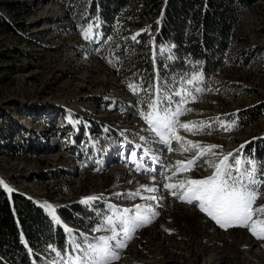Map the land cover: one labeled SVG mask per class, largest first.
I'll use <instances>...</instances> for the list:
<instances>
[{
  "label": "rangeland",
  "instance_id": "374dc122",
  "mask_svg": "<svg viewBox=\"0 0 264 264\" xmlns=\"http://www.w3.org/2000/svg\"><path fill=\"white\" fill-rule=\"evenodd\" d=\"M93 2L0 0L1 188L31 197L49 214L52 206L58 218L63 209H83L87 217L63 222L71 229L70 242L111 236L102 222L114 212L127 208L133 215L137 205L151 208L156 213L151 223L117 249L120 259L113 264H264V240L250 229H222L196 202H181L164 187L211 176L214 169L205 161L239 156L241 145L244 156L264 162V4L242 11L218 73L206 77L194 65L160 76L154 65L155 79L146 82L136 77L140 56L146 60L150 53L152 61L165 64L166 53L176 57L174 47L158 45L148 23L122 28L118 22L113 36L103 37L90 14ZM146 29L139 52L136 42ZM123 47H130L125 59L121 52L117 56ZM196 76L201 79L187 83ZM159 91L171 97L173 109L181 99L177 93L196 97L181 105L192 111L179 119L204 122L205 130L179 134L202 148L216 146L217 155L206 154L191 171H179L177 161L193 159L196 150L181 152L173 141L168 151L149 128L144 115ZM221 124L235 127L227 131ZM149 187L156 191H145ZM90 197L97 199L83 203ZM255 206H264V196ZM114 227L121 230L118 223ZM74 255L79 253L65 254Z\"/></svg>",
  "mask_w": 264,
  "mask_h": 264
},
{
  "label": "trees",
  "instance_id": "16d2710c",
  "mask_svg": "<svg viewBox=\"0 0 264 264\" xmlns=\"http://www.w3.org/2000/svg\"><path fill=\"white\" fill-rule=\"evenodd\" d=\"M93 1L90 14L93 13V23L97 28L101 27L103 37L113 36L111 34L120 24L122 28H126L148 23L149 30L156 32L155 42L158 45L174 47L176 57L169 59L171 53H166L165 64L152 61L150 53L146 60H141L140 56L136 77L146 82L155 79V66L160 76L170 68L177 72L194 65H200L206 77L218 73L224 67V60L230 52L232 36L239 27L242 11L264 4V0ZM158 17L161 21L159 26ZM147 32L146 29L136 42L139 52L145 46L143 41ZM128 33L130 30L116 35ZM129 50L130 47L118 49L117 56L121 52L125 59ZM169 83L172 87L176 86L174 80ZM5 148L17 151L15 146L7 145ZM73 208L60 211L59 219L62 222L58 224L31 197L17 192L8 195L0 186V264H51L58 252L66 254L70 251L72 244L67 237L64 220L74 222L80 215L88 216L83 209Z\"/></svg>",
  "mask_w": 264,
  "mask_h": 264
},
{
  "label": "snow or ice",
  "instance_id": "6c2138e0",
  "mask_svg": "<svg viewBox=\"0 0 264 264\" xmlns=\"http://www.w3.org/2000/svg\"><path fill=\"white\" fill-rule=\"evenodd\" d=\"M135 39V37H133ZM201 77L196 76L188 80L191 84L193 80L199 81ZM134 92L137 86L129 84ZM197 92L203 91L197 88ZM181 99L176 103L173 109L172 99L162 91L154 93L155 98L150 99L148 103L149 111L144 115V119L149 128L159 140L167 146L168 151H173V141L180 145L178 149L181 152H190L196 150V155L191 160L177 161L179 171H191L197 166V161L206 154L217 155L213 151L216 146L201 147L200 144L193 143L191 140H185L179 134V130L191 133L193 135L203 132L206 125L204 122L199 124L194 122L183 123L179 117L192 111L190 108H184L181 105L186 104L189 100L195 101L196 97L189 91L187 94L177 93ZM208 128L211 125H207ZM225 130L231 131L235 125H223ZM244 145H241L237 151L239 156L228 154L223 156L219 162L213 163L205 161L210 168H213V174L204 179L189 178L179 183H168L164 187L174 197L181 202L189 205L196 202L200 211L206 213L222 229L227 230L230 227H242L250 229L253 236L257 239L264 240V206H255L256 201L264 196V162L260 164L251 157L243 155ZM135 157L136 153H131ZM171 170V169H169ZM145 171H155V169H145ZM171 180L172 177H166ZM2 183V181H0ZM6 187V186H5ZM179 189L180 192L173 191ZM7 191L11 192L10 188ZM147 192H155V188H146ZM136 196L139 193H133ZM97 197H90L83 203L96 200ZM149 200L157 199L155 196L147 197ZM53 219L59 224L60 220L55 214L52 206H47ZM131 209H123L119 214L113 213L102 222V229L112 232L111 236H101L96 242L90 241L83 237L81 242L72 239V251L79 255L65 256L57 253L58 260L54 264H113L120 259L117 249L126 247L125 241L134 238V233L151 223L152 217L156 213L151 208L142 209L136 206L135 213L129 215ZM119 224L120 231L114 227ZM105 225L107 227H105ZM71 233V229H65ZM101 229H93L99 231ZM55 251V249H53Z\"/></svg>",
  "mask_w": 264,
  "mask_h": 264
}]
</instances>
